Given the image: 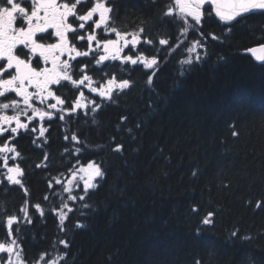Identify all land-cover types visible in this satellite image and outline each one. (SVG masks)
<instances>
[{
	"label": "trees",
	"instance_id": "1",
	"mask_svg": "<svg viewBox=\"0 0 264 264\" xmlns=\"http://www.w3.org/2000/svg\"><path fill=\"white\" fill-rule=\"evenodd\" d=\"M167 5L114 9L126 31L143 28L152 41L141 44L159 62L151 84L152 70L129 66L130 87L97 99L96 112L54 121L44 137L15 136L23 187L0 186V242L17 239L26 264H264V62L247 52L264 44V11L225 25L206 8L200 25L188 17L185 36ZM192 41L204 45L202 59L180 76ZM77 161L104 172L83 201L84 189L71 201L54 181ZM66 199L72 210L61 221ZM209 212L213 223L203 225Z\"/></svg>",
	"mask_w": 264,
	"mask_h": 264
},
{
	"label": "snow or ice",
	"instance_id": "2",
	"mask_svg": "<svg viewBox=\"0 0 264 264\" xmlns=\"http://www.w3.org/2000/svg\"><path fill=\"white\" fill-rule=\"evenodd\" d=\"M28 0H0V136L10 132L13 136L17 135L20 129L27 130L29 124L37 117L40 121H44L47 117L51 119L53 112L45 111L40 107L34 106V101H39L40 104H44L49 98L55 100V103L47 105L49 109H55L61 112L60 119L64 120L65 112L75 113L78 109L88 107L91 105L90 110L96 112L101 107L100 104L95 103L92 100L88 101V104L82 103L85 99L84 94L81 93L80 97L76 99L71 109L58 108L60 105H64L65 101L61 99L59 95H56L51 86L61 85L62 81H70L74 85L84 84L85 81L88 85L92 84V77L84 75L79 81L73 80V66L70 61L75 60L78 56L89 55L88 51H78L74 44L70 42L69 34H73L71 39L83 40L84 36H76L77 28L74 27L75 21H80L79 29H84L85 25L89 21H93L95 14H98V19L93 21L94 28L91 33L87 35L89 41V48L91 49L92 42L96 41V46L99 47L103 44V55L99 56L96 63L99 65L106 60H120L121 63L130 62L132 65L142 64L146 70H152L153 74L148 76V83L151 84L155 75V68L159 67L158 59L146 58L143 54L136 55H124L121 56V52L129 45L132 49L136 48V45L140 43L141 33L144 29L141 28L136 33H123L117 30L115 27L109 26L110 13L113 8L109 6L112 0H96L93 6L83 15L78 14V6L82 4V0H64V2H58V0H31L30 10L24 6ZM205 5H210L215 16L219 18L221 22L229 23L236 22L237 18H243L246 14L254 11H264V0H174V6H169L164 13L166 16H171L175 12L179 19L183 21L184 27L181 29L182 35H187L189 30L193 28V25L189 23L188 17L195 22V25H200L204 12L202 9ZM70 18H75L70 19ZM20 26H17V25ZM104 26L106 33H114L115 39H106L102 42L97 39L95 30ZM51 30V31H49ZM131 36V39L126 37ZM52 38H55V42H45ZM213 39L217 37L213 36ZM123 41V46H120V42ZM146 43L151 44V40H145ZM160 45H168L167 39H160ZM179 46V45H178ZM204 47L200 41H196L187 48L189 56L178 61L181 66L179 75L183 76L186 71L194 63H199L202 57L196 54L194 57L192 53H196L197 48ZM258 62H264V45L254 47L247 50ZM75 53V55H72ZM67 54L69 59H61V56ZM43 61L44 67H40V62ZM51 65L48 67L47 65ZM185 66H188L187 68ZM85 66L81 67V71ZM130 87L129 80L116 81L113 77L107 80V87L101 84L99 88L91 87L90 91L99 94L104 99H111L114 89L123 91ZM32 89V91H30ZM59 91V89H57ZM16 98L9 99V95L13 94ZM11 110L12 114H7L5 110ZM29 111L31 115H29ZM26 117L28 123H24L21 117ZM15 126H12V125ZM33 132L36 128L31 129ZM47 129L43 126L39 129V137H44ZM233 136L238 135L236 131L232 132ZM72 140L77 141V136L72 135ZM67 139V137H65ZM122 146L117 145L115 151H121ZM67 151V150H66ZM76 152H80L77 148ZM9 153H12L9 157ZM0 159L3 161V168L6 169L4 178L9 184L19 185L23 187L20 179L23 176L22 168L16 164L9 166V159L15 161L20 157V153L15 146H10L8 142H5L3 146H0ZM47 159V157H45ZM79 163V161H77ZM40 167V165H37ZM71 171V170H70ZM77 172L82 173L80 179L83 181L84 194L78 198L83 201L86 199L89 190L95 189L97 184L94 183L97 178H103L104 172L100 165L89 162L86 167H80L75 171H72V179L68 181V184L64 186V192L71 193V185L73 180L76 179ZM197 173L193 172V176ZM55 179L56 184H60L59 179ZM52 185L50 184L49 187ZM27 195V190L25 189ZM47 200L48 197L45 196ZM69 200H76L77 197L73 195L68 196ZM39 210L40 206L35 205ZM67 207V205H64ZM84 207H88L87 204ZM72 209H69L71 211ZM25 217H27V209L22 208ZM193 211H197L195 208ZM66 214L61 213V221H63ZM213 213L209 212L201 221L203 225H211L213 223ZM16 216L7 217L8 235L12 236L11 226L16 221ZM80 226V225H78ZM198 231H200L198 229ZM238 233L233 232L232 236H237ZM244 240L248 237L242 238ZM65 248L68 244L64 240L59 241ZM20 245L17 243V239H11L10 241L0 242V254H7V259L0 257V264H26L22 256V252L19 250ZM40 259H44L43 256ZM64 256H60L56 259L48 260L47 264H58V260H63ZM39 264V261H37ZM196 264H200L197 261Z\"/></svg>",
	"mask_w": 264,
	"mask_h": 264
},
{
	"label": "flooded vegetation",
	"instance_id": "3",
	"mask_svg": "<svg viewBox=\"0 0 264 264\" xmlns=\"http://www.w3.org/2000/svg\"><path fill=\"white\" fill-rule=\"evenodd\" d=\"M126 0H112V2L109 4L110 7L113 8V11L110 13V21H109V26L110 27H115L117 30L123 32V33H136L139 32L140 29H131V31H126L124 27H122L118 22L119 19L117 20V18H114V9L117 10L116 8L118 6L123 5V2ZM140 1V0H138ZM142 1H147V0H142ZM159 1V0H158ZM168 1V5L165 7V12L167 11V8L171 5L174 6V0H167ZM169 1L171 2L169 4ZM6 2V0H5ZM17 2H20V0H17ZM58 2H64V0H58ZM72 2H75V0H72ZM96 2V0H82V4L80 6H78V14L83 15L85 14L92 6L93 4ZM105 2H107V0H105ZM22 6L28 8L30 10L31 8V0H28L27 3H24ZM173 15H177L175 12L173 13ZM70 19H75V18H70ZM98 19V14H95L93 17V21ZM93 21H89L86 23L85 28L84 29H79L78 25L80 23V21L76 20L74 27L77 28V32L75 33L76 36H84L83 40L80 39H71L73 34H69L70 36V42L72 44L75 45V47L77 48L78 51L84 52V51H88L89 55L87 56H78L76 57L75 60H71L70 63L73 66V80L79 81L84 75H88L90 77H92V84L88 85V82L85 81L84 84H77L74 85L72 82L70 81H62L61 85H53L51 86L52 90L55 92L56 95H59L61 97V99H63L65 101L64 105H60L58 106V108H65V109H71L74 102L76 101V99L78 97H80V94L83 93L85 99L82 100V103L84 104H88L89 100L94 101L95 103H97V99H101L102 97L99 96L98 92L97 93H93L90 91L91 87H96L99 88V86L101 84H104L105 87H107V80L115 77L117 82H120L122 80L125 79V77L127 76V72L129 70V66L133 67V66H141L143 67L142 64H137V65H132L130 62H124L121 63L120 60H106L104 62H102L101 64H97L96 61L99 59L100 55H103V44L101 43L99 47L96 46V41L92 42V46L91 49L89 48V41L87 40V35L89 33H91L93 31L94 28V23ZM17 26H20L19 24ZM51 31V30H49ZM97 39L100 40L101 42L103 40L106 39H115V34L114 33H106L104 31V26L102 25L100 29H96L95 30ZM127 39H131V36L126 37ZM144 39L145 36H143V34L141 33V38H140V43L136 45L135 49H132V46L129 45L127 48H124V50L121 52V56L124 55H132V56H136V55H140L143 54L146 58H153L155 56L152 57H148L147 56V52H144L143 48H141V44L144 43ZM45 42H55V38H52L48 41ZM120 46H123V41L120 42ZM72 55H75V53H73ZM154 55V54H153ZM156 58V57H155ZM61 59H69L67 54H64L63 56H61ZM83 71H81V67L85 66ZM44 63L43 61L40 62V67H44ZM48 67H51V65H47ZM119 73L121 75V78H119ZM57 89H59V91H57ZM115 90V89H114ZM30 91H32V89H30ZM12 98H16L13 94L9 95V99ZM19 99V98H16ZM104 99V98H102ZM0 100H2V98H0ZM105 100H109V99H105ZM34 106L36 107H40L42 109H44L45 111H51L53 112V117L51 119H48L47 117L44 119V121H40L39 117L35 118L30 124H29V128L27 129L28 132H30L33 136H39V129L41 126L45 127L47 130L50 127V124L54 121H59V122H64L68 119V117H70V119L74 120L76 119V117L79 116L80 112H87L88 110H90L91 105H88V107L85 108H81L78 109L75 113H71V112H65L63 113L65 115V119L61 120L60 119V115L61 112L55 110V109H49L47 107L48 104L50 103H55V100L49 98L48 101H46L44 104H40L39 101H34ZM7 112V114H12L11 110H5ZM29 115H31V112L29 111L28 113ZM22 122L24 123H28L26 117H21ZM12 126H15L14 124ZM32 128H36V131L33 132L31 129ZM26 130L24 129H20L19 132H25ZM18 132V133H19ZM47 132V131H46ZM45 132V133H46ZM18 135V134H17ZM16 136V135H15ZM15 136H13L10 132L5 133L3 136H0V146H3V144L5 142H8L10 146H15L14 144V139ZM16 147V146H15ZM3 154H0V156H2ZM9 157H11L12 153L8 154ZM19 157L13 161L12 159H9L8 163L9 166H14L16 164H18V160ZM3 161L2 159H0V186L3 184H9L8 181L4 178V173H6V169L3 168L2 166ZM19 165V164H18ZM20 179L22 180V176L20 177Z\"/></svg>",
	"mask_w": 264,
	"mask_h": 264
},
{
	"label": "rangeland",
	"instance_id": "4",
	"mask_svg": "<svg viewBox=\"0 0 264 264\" xmlns=\"http://www.w3.org/2000/svg\"><path fill=\"white\" fill-rule=\"evenodd\" d=\"M202 12H204V15H205L206 10H205V9H202ZM204 15H203V16H204ZM203 16H202V17H203ZM194 42H196V41H192V42H191L186 48L190 47L191 44L194 43ZM186 50H187V49H186ZM186 50L183 52V53L186 54L185 58L189 56V53H188ZM200 51H201V48H197L196 53H192L191 55H192L193 57H194L196 54H199L200 56H202V55H203V52H202V51L200 52ZM86 166H87V164H78V163H77V164H75V165L70 169L71 171H69L67 174H62V175H59V176H57V177H55V178H56V179H59V180L61 181L60 184H62L63 187H64L65 185L68 184V181H69L70 179H72V174H71L72 171H75L76 169H78V168H80V167H86ZM81 175H83V174L77 172L76 179L73 180L72 185H71V188H72L71 193H69V192H63V193H65V194L67 195V197H68L69 195L76 196V195L74 194L75 191H78V190H80V189H83V181L80 179V176H81ZM54 181H55V179H54ZM95 181H96V180H95ZM95 181H93V182L95 183ZM67 200H68V199H66V201H67ZM71 201H74V200H71ZM64 205H67V207H64ZM25 209H26V208H25ZM69 209H70V204H69V202L67 201L66 204H65V202H64L63 205L61 206V208L58 209V210L56 211V213H57L58 217L60 218V220H61V213H64V214L67 215V213L69 212ZM21 213H22L23 218H26L24 212L21 211ZM66 215H65V216H66ZM65 216H64V218H65ZM63 220H64V219H63ZM16 221H17V219H16ZM0 255H2V254H0ZM55 259H56V258H55ZM39 264H40V263H39Z\"/></svg>",
	"mask_w": 264,
	"mask_h": 264
},
{
	"label": "water",
	"instance_id": "5",
	"mask_svg": "<svg viewBox=\"0 0 264 264\" xmlns=\"http://www.w3.org/2000/svg\"><path fill=\"white\" fill-rule=\"evenodd\" d=\"M205 7H209V8H211L210 5H205ZM211 11H212V9H211ZM256 12H260V11H254V12L249 13V14H253V13H256ZM212 14L215 16V13H214L213 11H212ZM249 14H246L245 16H247V15H249ZM215 18L219 20L218 17L215 16ZM239 19H241V18H237V21H238ZM219 21H220V20H219ZM220 22H221V21H220ZM221 23H223V24H225V25H232V24L235 23V22H229V23L221 22ZM260 45H264V44L255 45V46L250 47L249 49L254 48V47H259ZM247 52H248V51H247ZM248 53L251 55L250 52H248ZM251 56H252V55H251ZM253 58H254V57H253Z\"/></svg>",
	"mask_w": 264,
	"mask_h": 264
},
{
	"label": "bare ground",
	"instance_id": "6",
	"mask_svg": "<svg viewBox=\"0 0 264 264\" xmlns=\"http://www.w3.org/2000/svg\"><path fill=\"white\" fill-rule=\"evenodd\" d=\"M247 50V49H246Z\"/></svg>",
	"mask_w": 264,
	"mask_h": 264
}]
</instances>
